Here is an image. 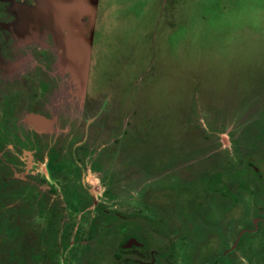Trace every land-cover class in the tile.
<instances>
[{
	"label": "rangeland",
	"instance_id": "1",
	"mask_svg": "<svg viewBox=\"0 0 264 264\" xmlns=\"http://www.w3.org/2000/svg\"><path fill=\"white\" fill-rule=\"evenodd\" d=\"M68 1L35 0L27 10L52 30L61 71L69 77L57 79V64L52 75L50 60L29 52L26 57L39 73H52L57 80L54 92L45 95L55 109L51 116L58 117L53 135L63 130L65 137H81L91 120L86 135L94 140L87 165L96 158L101 171L88 181L102 194L98 199L119 202L123 215L129 208L121 204L129 201L137 217H166V230L179 245L173 246L179 252L168 257L170 264H264V181L256 187L249 175L242 192L238 174L246 146L252 145L251 159L264 177V0ZM25 23L19 18L16 24ZM85 97L92 102L87 109ZM66 100L72 111L65 110ZM6 149L13 152L11 145ZM130 152L138 162L128 160ZM208 152L231 164L230 234L223 219L211 226L192 214L208 212L212 201H203L206 186L183 201L194 186V159ZM165 160L179 162L166 171ZM143 163L150 170L139 167ZM164 188L177 195L161 193ZM16 200L13 190L0 193V240L11 247L17 222L25 216L37 220L33 202ZM241 211L247 213L245 224ZM256 212L262 218L256 235H245L235 251L224 253L242 228L252 230ZM112 239L105 234L93 244L108 250ZM107 255H99L105 264ZM60 257L65 260L68 253Z\"/></svg>",
	"mask_w": 264,
	"mask_h": 264
},
{
	"label": "flooded vegetation",
	"instance_id": "2",
	"mask_svg": "<svg viewBox=\"0 0 264 264\" xmlns=\"http://www.w3.org/2000/svg\"><path fill=\"white\" fill-rule=\"evenodd\" d=\"M67 5H70L69 1ZM14 6L18 10L15 13L12 11ZM35 6V0H0V68L4 67L0 72V139L3 141L2 144L0 142V193L13 190L18 204L33 202L37 219L32 223V219L25 216L20 225L17 222V233L12 234L15 236L12 247L8 241L0 240V264H98L99 255L106 253L110 256L109 264H170L168 257L172 252L178 255L179 248L174 247L179 245L166 230V217H137L130 212L132 204L129 201L121 204L129 208L124 212L127 215H123L119 202L98 199L102 198V194L91 187L89 178L101 171V164L98 161L94 163L96 158L90 166L87 165L92 156L90 145L94 140L86 135L91 120L85 121L81 137H65L61 135L63 130L53 135L58 117L51 116L55 109L45 95L53 93L56 86L57 80L51 74L56 72L55 65H59L55 51L57 44L50 27L38 17L34 18L33 10L28 13L27 9ZM27 15L32 17L33 24H30ZM13 17H16L15 22ZM19 18H25V25L16 24ZM27 52L33 53L36 59L43 57L50 60L52 73H39L35 68L36 62L32 63L31 57H26ZM57 69H60L57 79L63 80L67 74L62 73L60 65ZM83 102L85 109L92 105L86 97ZM69 105L66 100L65 110L72 111L73 107L71 109ZM100 109H103L102 106ZM62 120L63 116H60L59 122ZM203 138L206 140V137ZM7 144L13 146V152L6 149ZM252 147L246 146L241 158L243 169L238 174L241 176L242 192L249 184L247 176H252L256 187H262L258 182L264 181L256 161L251 159L255 152ZM129 154L131 163L137 161L131 152ZM221 157V154L208 152L194 159L197 163L195 170L192 169L194 173L191 172L194 186L186 191L183 201L187 204V199L194 192L206 186L202 197L203 201H212L208 212L200 215L192 211L190 205L187 207L193 215L206 220L211 226L223 219L230 234L234 214L233 176L230 161ZM177 162L168 163L165 160L161 162V167L167 171L172 163ZM212 164L217 170H212ZM145 165L143 163L139 167L144 171L150 170ZM93 166L97 171H91ZM7 184L13 187L8 188ZM106 192L107 189H104L103 193ZM59 193L64 194L65 200L61 201L62 195L58 198ZM161 193L177 195L167 189L161 190ZM244 212L240 213L241 223L247 216ZM257 212L252 220V230L242 228L235 242L224 253L235 251V245L242 242L245 235H256L262 220ZM105 234L112 237L115 243L108 245V250L97 249L93 243ZM11 251L15 252L14 256ZM63 251L68 253L65 260L60 257ZM198 251L196 248L193 253ZM100 261L105 264L102 258Z\"/></svg>",
	"mask_w": 264,
	"mask_h": 264
},
{
	"label": "water",
	"instance_id": "3",
	"mask_svg": "<svg viewBox=\"0 0 264 264\" xmlns=\"http://www.w3.org/2000/svg\"><path fill=\"white\" fill-rule=\"evenodd\" d=\"M69 2L71 3V2H73V0H69Z\"/></svg>",
	"mask_w": 264,
	"mask_h": 264
}]
</instances>
